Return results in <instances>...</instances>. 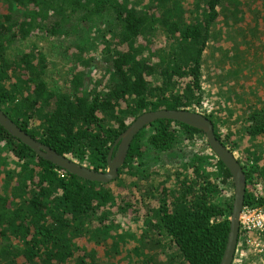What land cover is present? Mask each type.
I'll use <instances>...</instances> for the list:
<instances>
[{
  "label": "trees",
  "instance_id": "1",
  "mask_svg": "<svg viewBox=\"0 0 264 264\" xmlns=\"http://www.w3.org/2000/svg\"><path fill=\"white\" fill-rule=\"evenodd\" d=\"M142 5L128 0H0V110L35 141L103 172L127 120L199 105L203 54L211 29L221 13L238 12L241 1L190 0L187 8L181 0H147ZM74 16L82 21L103 16L112 20V43L104 49L112 79L102 90L84 93L83 74L76 71L69 93L53 91L45 79L47 63L41 51L33 46L13 54L16 44L33 33L57 36ZM158 35L169 45H156ZM151 126H156L155 132L145 144L158 153L173 150L179 133L188 139L204 137L170 121ZM144 130L133 140L118 172L134 178L136 196L117 198L110 185L67 174L0 127V143L18 162L13 192L0 194V264H86L77 253V238L99 237L113 208L126 214L133 205L143 210L156 237L175 246L168 264H220L233 199L228 171L212 153L190 155L189 172L176 174L172 188L157 189L149 175L133 174V166L144 155ZM247 133L264 136V108L251 115ZM214 135L225 146L215 128ZM238 164L247 182L252 173ZM124 181L118 179L115 187H128ZM255 199L246 193L244 205L255 204ZM158 240H151L152 245Z\"/></svg>",
  "mask_w": 264,
  "mask_h": 264
},
{
  "label": "rangeland",
  "instance_id": "2",
  "mask_svg": "<svg viewBox=\"0 0 264 264\" xmlns=\"http://www.w3.org/2000/svg\"><path fill=\"white\" fill-rule=\"evenodd\" d=\"M128 1L140 8L147 2ZM240 1L238 12L234 15L221 13L211 29V40L203 54L201 101L189 111L212 122L235 159L252 173L246 182L245 194L258 195L260 204L264 205V136L251 137L247 133L251 115L264 108V0ZM181 5L189 7L190 0H181ZM114 31L109 17L82 21L79 16H74L62 25L57 36L33 33L27 41L16 44L13 54L28 51L34 46L46 58L45 79L51 90L69 93L71 76L79 71L83 74L82 91L91 93L104 89L112 79L104 49L111 45ZM155 43L161 47L169 45L162 35H158ZM131 122L127 120L126 123L129 125ZM155 129L156 126H149L144 130L141 140L144 155L142 161L133 166V174L149 175L157 189L172 188L176 174L189 172L190 155L211 156L204 137L188 139L181 133L173 150L154 152L145 141ZM72 160L88 167L86 163ZM17 170L18 162L0 143L1 195L13 192ZM208 171L215 174L213 167ZM118 179H124L129 186L117 189L115 183ZM118 179L109 184V190L117 198L119 195L136 196L131 184L133 177H126L124 171ZM228 193L225 192L226 199ZM111 214L99 237L86 235L77 238V253L85 257L86 264H168L175 246L164 237L155 236L156 230L153 232L148 226L138 205L130 207L126 214L113 208ZM151 240H158V243L152 245ZM248 255L242 260L251 263ZM146 256H152L150 261L145 259ZM254 260L258 261L257 258Z\"/></svg>",
  "mask_w": 264,
  "mask_h": 264
},
{
  "label": "water",
  "instance_id": "3",
  "mask_svg": "<svg viewBox=\"0 0 264 264\" xmlns=\"http://www.w3.org/2000/svg\"><path fill=\"white\" fill-rule=\"evenodd\" d=\"M158 121L178 123L202 133L210 152L228 171L233 185V201L229 217V233L220 264H232L238 240L239 216L244 206L246 179L232 152L214 135L213 124L208 118L195 112L182 110H159L143 113L136 117L115 140L107 157L106 169L103 172H97L79 165L69 157L59 155L35 141L0 110V127L12 138L29 148L37 157L71 176L101 185H109L119 178L118 172L125 163L127 153L135 137Z\"/></svg>",
  "mask_w": 264,
  "mask_h": 264
},
{
  "label": "built area",
  "instance_id": "4",
  "mask_svg": "<svg viewBox=\"0 0 264 264\" xmlns=\"http://www.w3.org/2000/svg\"><path fill=\"white\" fill-rule=\"evenodd\" d=\"M255 198V204L244 205L241 210L238 232L240 241L232 264H264V205L260 204L258 195ZM247 255L251 256V263L242 260ZM256 258L258 261L254 260Z\"/></svg>",
  "mask_w": 264,
  "mask_h": 264
}]
</instances>
